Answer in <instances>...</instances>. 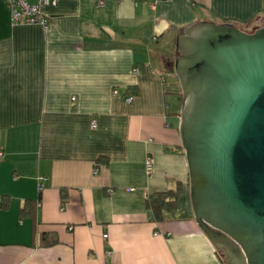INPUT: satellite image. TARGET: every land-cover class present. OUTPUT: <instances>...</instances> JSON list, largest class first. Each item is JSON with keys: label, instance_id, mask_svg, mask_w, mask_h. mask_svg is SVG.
<instances>
[{"label": "crops", "instance_id": "0c3cea01", "mask_svg": "<svg viewBox=\"0 0 264 264\" xmlns=\"http://www.w3.org/2000/svg\"><path fill=\"white\" fill-rule=\"evenodd\" d=\"M46 11L47 30L13 25L0 0V264H228L192 207L175 43L200 21L262 27L264 0H60ZM168 189L157 220L146 199ZM43 232L58 241L43 244Z\"/></svg>", "mask_w": 264, "mask_h": 264}, {"label": "water", "instance_id": "95a60500", "mask_svg": "<svg viewBox=\"0 0 264 264\" xmlns=\"http://www.w3.org/2000/svg\"><path fill=\"white\" fill-rule=\"evenodd\" d=\"M175 45L197 223L228 264H264V26L200 21Z\"/></svg>", "mask_w": 264, "mask_h": 264}, {"label": "built area", "instance_id": "2783aa9c", "mask_svg": "<svg viewBox=\"0 0 264 264\" xmlns=\"http://www.w3.org/2000/svg\"><path fill=\"white\" fill-rule=\"evenodd\" d=\"M60 0H5L8 4L11 12V22L13 25H30V24H39L45 30L49 29L50 23L48 19V13L46 8L55 6ZM102 4V2H100ZM135 72L139 70L137 68L134 69ZM115 94H118V90L114 91ZM76 98L74 97L73 100ZM134 99V95H128L125 98V101L132 102ZM96 124V120H93V125ZM4 153L0 152V157H3ZM154 168V160L151 156H147L146 158V171L147 173H151ZM98 171L95 170V173ZM44 186V182L41 181L39 187L42 189ZM72 229V227H70ZM158 232H155L157 235ZM107 237V235H104ZM108 254H111V251H108Z\"/></svg>", "mask_w": 264, "mask_h": 264}, {"label": "trees", "instance_id": "16d2710c", "mask_svg": "<svg viewBox=\"0 0 264 264\" xmlns=\"http://www.w3.org/2000/svg\"><path fill=\"white\" fill-rule=\"evenodd\" d=\"M264 25V23H263ZM241 29L248 31V32H253L256 29L250 30L248 28H242ZM106 159V158H105ZM180 190V188L178 189ZM177 190V191H178ZM176 194V190L174 189H168L164 191H155L147 197V206L151 208L155 214V217L157 220H162L163 218V210L167 204V202L171 199ZM3 206H6L8 203V196H3L1 198ZM36 210V202L34 200H27L26 204L22 208V212L32 214L34 215ZM48 234L49 232H43L42 233V242L45 245H51L53 243H56L58 241L57 237H52L51 239H48ZM219 253L224 257L223 251L218 249Z\"/></svg>", "mask_w": 264, "mask_h": 264}, {"label": "flooded vegetation", "instance_id": "af4514ba", "mask_svg": "<svg viewBox=\"0 0 264 264\" xmlns=\"http://www.w3.org/2000/svg\"><path fill=\"white\" fill-rule=\"evenodd\" d=\"M223 255H224V257H226L225 254H224V252H223Z\"/></svg>", "mask_w": 264, "mask_h": 264}]
</instances>
